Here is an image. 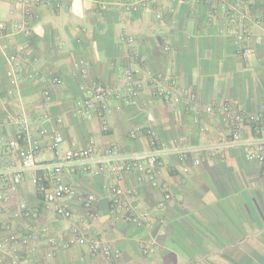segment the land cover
<instances>
[{"label": "crops", "instance_id": "crops-1", "mask_svg": "<svg viewBox=\"0 0 264 264\" xmlns=\"http://www.w3.org/2000/svg\"><path fill=\"white\" fill-rule=\"evenodd\" d=\"M117 0H52L36 6L31 35H15L0 40V135H9L7 114L25 110L32 118L51 115V129L64 142L59 154L88 145L118 146L123 153L149 148L144 130L156 131L169 147L183 148L182 154L161 158L160 187L141 182L136 173L125 184L138 192L141 207L148 210L159 233L160 250L146 256L150 244L146 229L113 223L108 214L112 181L105 176L81 174L74 184L80 193L93 195L101 214L98 221H87L79 201L72 203L74 222L89 227L95 238L118 251L107 261L92 256L86 247L53 249L40 243L8 257L14 264H264V167L248 160L243 147L222 148L231 136L219 115L195 117L207 106L230 103L237 109L256 111L264 108V0L247 7L245 22L251 30L249 46L255 52L242 57L231 35L240 22L230 19L233 0H163L150 2L146 9L130 12L116 5ZM135 1V0H125ZM16 0H0V23L20 18ZM66 5L64 8L57 7ZM214 9L215 12H214ZM161 15V18H158ZM124 35L134 38L129 45ZM32 51L23 61L21 84L10 98L6 76V54L18 44ZM134 52L142 60H132ZM130 66L137 77L171 74L182 87L197 95L192 107L157 97L150 87L143 90L136 105L126 104L121 67ZM36 70L39 78L30 79ZM60 78L54 87L51 80ZM99 81L122 90V97L109 102V132H103L97 117L86 119L80 113L82 85ZM50 90L51 100L44 92ZM60 119V122L57 121ZM136 131V137L132 132ZM249 131L242 137L248 138ZM44 141L43 147L48 146ZM58 153L43 150L39 160H54ZM196 162H199L197 164ZM171 199L164 208L165 188ZM25 202L32 210L30 225H50L68 238L70 223L57 219L43 208L31 176L13 199L14 207ZM73 223V222H72Z\"/></svg>", "mask_w": 264, "mask_h": 264}, {"label": "built area", "instance_id": "built-area-1", "mask_svg": "<svg viewBox=\"0 0 264 264\" xmlns=\"http://www.w3.org/2000/svg\"><path fill=\"white\" fill-rule=\"evenodd\" d=\"M51 1L16 0L14 8L20 18L10 24L0 23V40L15 35H31V21L35 18L33 9L36 6L48 5ZM161 1L163 0H117L116 5L130 12H138L146 9L150 2ZM253 2L254 0H233L229 10L230 19L241 23L240 27L233 29L231 35L242 57H248L255 52L248 44L251 30L245 25L248 19L247 7ZM57 7L64 8L66 5L59 4ZM158 18L160 19L161 15H158ZM254 23H264V18H255ZM122 40L129 45L135 43L134 38L128 35H124ZM31 57L32 51L23 43L16 45L6 54V76L11 86L7 94L10 98L15 97L19 91L23 61L28 62ZM132 60L140 62L141 54L134 52ZM119 74L127 92L126 104L129 106L136 105L139 94L150 86V90H153L152 93L157 97L175 105L192 107L197 101V95L191 89L182 87L178 79L171 74L140 78L137 77L138 72L130 66L121 67ZM39 76L36 70L29 73L30 79ZM61 84L60 78L51 80L54 87ZM44 96L50 101V90H46ZM121 97V89L106 86L96 80L91 81L81 87L79 113L86 119L97 117L101 121L102 131L109 132V102ZM204 115H219L221 122L231 131V136L220 143L222 148L243 147L248 160L259 161L264 167V108L256 111L242 110L230 103L207 106L197 112L195 122H199ZM54 121L49 114L32 118L23 109L6 116L7 127L11 131L8 136L0 135V264H14L8 261L12 253L33 248L40 243L52 248L45 253V259L53 257V249H70L75 246L86 247L90 255H101L107 261L119 253L104 241L95 238L88 226L74 222V201L82 204L87 221H98L101 218L95 196L80 193L74 184L76 177L81 174L105 176L112 181L107 189L110 193L108 214L113 223L123 221L149 231L150 244L143 247V253L146 256L157 254L160 250L159 233L154 232L152 215L141 207L137 190L126 186L125 181L128 176L136 173L141 182L160 187L161 158L167 154L178 153L184 157L186 150L178 146H167L156 131L146 128L143 134L148 140L149 148L142 152L123 153L115 145L105 147L91 144L85 148L68 149L59 154L64 139L61 134L50 128ZM57 121L60 122V119ZM243 131H249L250 136L243 138ZM132 137H136V131L132 132ZM44 141L49 143L46 148L43 147ZM43 150L58 153V156L54 160H39ZM29 176L33 186L38 189L43 208L52 212L57 219L70 223L66 240L48 224H28L32 210L25 202L14 207L13 199L19 195ZM170 199L171 194L167 192L166 187L164 199L158 207L164 208Z\"/></svg>", "mask_w": 264, "mask_h": 264}]
</instances>
